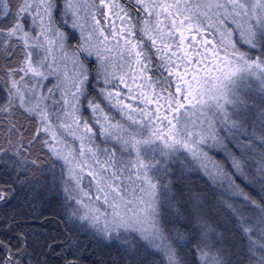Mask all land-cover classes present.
Segmentation results:
<instances>
[{
	"label": "snow or ice",
	"instance_id": "snow-or-ice-1",
	"mask_svg": "<svg viewBox=\"0 0 264 264\" xmlns=\"http://www.w3.org/2000/svg\"><path fill=\"white\" fill-rule=\"evenodd\" d=\"M69 21L80 32L71 46ZM20 50L0 112L36 127L27 146L23 132L0 144L16 185L0 202L17 188L32 208L58 194L64 239L41 256L59 247L62 264H80L77 232L116 242L129 264L142 251L152 264H264V154L255 169L246 155L258 132L264 145V0H0V55ZM193 162L227 182L231 227L210 221L204 194L175 188ZM17 239L15 251L0 240V264H48Z\"/></svg>",
	"mask_w": 264,
	"mask_h": 264
},
{
	"label": "trees",
	"instance_id": "trees-1",
	"mask_svg": "<svg viewBox=\"0 0 264 264\" xmlns=\"http://www.w3.org/2000/svg\"><path fill=\"white\" fill-rule=\"evenodd\" d=\"M129 1V0H128ZM99 3V0H97ZM121 3L127 5L128 3L121 0ZM102 16V15H101ZM98 17V19L101 18ZM66 35L70 36L69 44L75 45L79 41V31L78 29H72L71 25H67L65 28ZM20 53L14 56L11 60L4 59L3 55H0V83L7 80L6 72L10 68H18L22 61V57L19 56ZM92 59V58H90ZM94 59V58H93ZM151 75V73H149ZM19 79V76L15 77ZM95 95L94 92L91 93ZM4 92L0 91V105L4 104ZM87 101H84L86 106ZM83 111V109H82ZM84 116L88 115L89 112H84ZM11 118V119H10ZM16 125V129L19 131L18 134H14L13 139H7L5 137V128L12 127ZM8 125V126H7ZM35 121L27 120L20 113L13 112H0V144L6 145L9 140L14 144L21 143L20 134L24 133L23 144L27 146V141L32 138V134L35 132ZM28 129L27 132L24 130ZM259 132L257 138L252 142L251 151L247 152L246 155L249 156V167L255 169L256 161L260 159V156L264 154V145L260 143ZM250 141H242V143H249ZM231 149V146H229ZM232 151H235L232 149ZM39 154V147L37 150L32 152L30 158L34 159L36 155ZM239 156V152H236ZM209 156L218 163L224 164L229 172L231 169L228 168L227 162L225 161L224 155L219 152L211 151ZM190 159V158H189ZM7 161V157L0 161V165ZM62 163V162H61ZM187 163V161H184ZM59 171V168H57ZM209 171H214L209 165ZM15 173L11 170H6L3 166H0V188H10L16 187L13 180ZM179 175V173L177 174ZM236 183L245 189V191L250 192L253 197L257 196V189L246 185L242 180L237 179ZM177 190L183 191H196L204 194L205 200V212L207 213L210 221L213 223H218L220 228L218 230L223 231L224 225L228 224L229 227L232 225L229 223V214L225 212L224 208L219 203L220 200H226L227 195L225 194V188H227V182H224L223 187H220V181L217 180L214 185L210 178L204 174L203 170L199 168L198 164L193 162L188 166V170L185 171L183 179H180L175 185ZM59 196L57 193H51L45 197L44 202L37 203L35 208L31 207V204L26 200L25 192L16 189V196L10 199L7 203L0 202V240H3L10 247L15 249L22 246V241L18 240L17 237L21 233L26 234L28 243L31 245L29 251L31 252L33 248L36 250V260L47 259L48 264H62V261L58 258L57 253H59V247H56L51 254L47 257L41 256V252H48L49 249L47 245L52 244L53 236L59 235V239H64L63 228L64 225L59 222L60 217L58 215L59 210ZM11 221V225H9ZM7 226V227H6ZM74 239H78L82 242L81 251L78 253L80 257V264H129L128 258L122 252L121 248L116 242H108L100 239L93 240L90 235H85L77 232L72 233ZM239 234H236V244L237 247L233 248V261L239 259L235 253L239 251L240 245ZM44 247H41V246ZM159 257L153 256L149 253L141 252L137 257L133 258L132 264H135L136 260H140V264H152L154 260H158Z\"/></svg>",
	"mask_w": 264,
	"mask_h": 264
},
{
	"label": "rangeland",
	"instance_id": "rangeland-1",
	"mask_svg": "<svg viewBox=\"0 0 264 264\" xmlns=\"http://www.w3.org/2000/svg\"><path fill=\"white\" fill-rule=\"evenodd\" d=\"M100 20H101V23L103 24L104 23V18H103V16H101V18H100ZM116 23H117V26H119V21L117 20L116 21ZM69 25H71V21H69V23H68ZM62 31H65L64 30V28L62 29ZM79 31V30H78ZM79 34H80V32H79ZM78 39H80V35H79V37H78ZM69 40L67 41V43L69 44ZM70 45V44H69ZM71 46V45H70ZM18 53H20V55L19 56H21L22 57V60L24 59V54H23V51L22 50H20V51H18ZM93 59V58H92ZM47 83V82H46ZM45 91H46V89H45ZM90 115V113L88 114V115H85V118L87 117V116H89ZM11 119V118H10ZM27 119V118H26ZM28 120V119H27ZM8 126V125H7ZM35 127H36V121H35ZM35 127H34V129H35ZM11 127H7V128H5V137L7 138V139H13L14 138V134H18V132H16V131H13V132H9V129H10ZM41 139H44V137L42 136L41 137ZM17 144H14V147L16 146ZM39 147V146H38ZM84 183H87V180H85L84 181Z\"/></svg>",
	"mask_w": 264,
	"mask_h": 264
},
{
	"label": "flooded vegetation",
	"instance_id": "flooded-vegetation-1",
	"mask_svg": "<svg viewBox=\"0 0 264 264\" xmlns=\"http://www.w3.org/2000/svg\"><path fill=\"white\" fill-rule=\"evenodd\" d=\"M123 1H125V2L129 3V1H128V0H123Z\"/></svg>",
	"mask_w": 264,
	"mask_h": 264
}]
</instances>
